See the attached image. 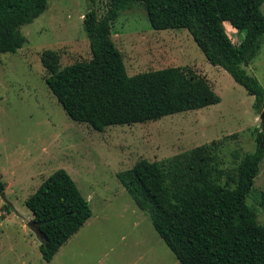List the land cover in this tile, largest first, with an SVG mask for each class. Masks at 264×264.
<instances>
[{
    "label": "rangeland",
    "instance_id": "374dc122",
    "mask_svg": "<svg viewBox=\"0 0 264 264\" xmlns=\"http://www.w3.org/2000/svg\"><path fill=\"white\" fill-rule=\"evenodd\" d=\"M106 0H48L46 10L21 27L26 43L15 53L0 54V264H178L116 175L139 160L161 161L195 147L217 144L225 169L255 152L264 132L254 98L222 68L205 59L185 29L151 28L143 4L135 3L113 23V43L128 76L171 67H187L205 77L220 102L134 125L109 126L103 132L73 122L45 84L43 51L59 55L60 69L91 59L82 18ZM264 15V3L261 6ZM234 44L240 36L228 24ZM245 72L264 89V36ZM264 146V139L262 147ZM58 169H64L88 201L91 217L56 252L42 260L40 241L30 229L25 200ZM264 194V159L246 204L264 224L259 206Z\"/></svg>",
    "mask_w": 264,
    "mask_h": 264
},
{
    "label": "trees",
    "instance_id": "16d2710c",
    "mask_svg": "<svg viewBox=\"0 0 264 264\" xmlns=\"http://www.w3.org/2000/svg\"><path fill=\"white\" fill-rule=\"evenodd\" d=\"M95 0H89L94 3ZM48 0H0V54L15 53L26 43L21 27L47 8ZM141 3L152 29H185L209 64L222 68L249 96L253 109L264 110V89L248 66L264 36V0H106L98 16L92 8L82 18L91 59L60 69L59 55L40 56L45 84L75 123L97 132L198 110L220 102L208 80L187 67H171L128 76L113 43V23ZM224 23L240 36L229 38ZM264 132L257 148L225 169L217 144L195 147L161 161L139 160L116 175L136 206L173 253L178 264H264V224L246 204L264 159ZM5 183L0 180V195ZM44 239L42 260L56 252L91 217L88 201L64 169L47 177L25 200ZM259 206L264 210V194Z\"/></svg>",
    "mask_w": 264,
    "mask_h": 264
},
{
    "label": "water",
    "instance_id": "95a60500",
    "mask_svg": "<svg viewBox=\"0 0 264 264\" xmlns=\"http://www.w3.org/2000/svg\"><path fill=\"white\" fill-rule=\"evenodd\" d=\"M260 121H261V124L264 123V111L260 114ZM0 198H4V194L3 193L0 195ZM29 227L37 235V237H38V239H39V241L41 243L43 241L44 237L40 233L38 225H36L35 223H33L31 221V223L29 224Z\"/></svg>",
    "mask_w": 264,
    "mask_h": 264
}]
</instances>
